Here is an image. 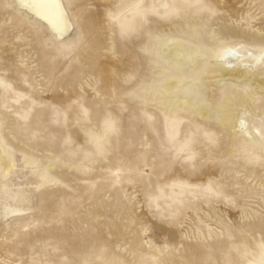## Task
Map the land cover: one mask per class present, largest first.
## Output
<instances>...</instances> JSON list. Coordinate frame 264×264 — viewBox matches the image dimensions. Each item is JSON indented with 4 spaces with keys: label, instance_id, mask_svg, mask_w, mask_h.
<instances>
[{
    "label": "rangeland",
    "instance_id": "rangeland-1",
    "mask_svg": "<svg viewBox=\"0 0 264 264\" xmlns=\"http://www.w3.org/2000/svg\"><path fill=\"white\" fill-rule=\"evenodd\" d=\"M60 1L0 0V264H264V58L173 106L163 54L262 48L264 0Z\"/></svg>",
    "mask_w": 264,
    "mask_h": 264
},
{
    "label": "bare ground",
    "instance_id": "bare-ground-1",
    "mask_svg": "<svg viewBox=\"0 0 264 264\" xmlns=\"http://www.w3.org/2000/svg\"><path fill=\"white\" fill-rule=\"evenodd\" d=\"M21 5L25 6L27 9L38 15L41 19L45 20L51 27L61 28L64 23L67 22L65 10L61 4L60 0H16ZM262 36L258 35L257 39L262 40ZM163 54L166 56V60L171 64L176 70V74L167 75L169 77L165 82V86L171 89V96L177 94L174 99L169 103L173 106L179 104L184 98H188L191 94L189 93V87L193 84V80L189 79L192 77H187L194 72H201L203 80L216 77L221 78L226 81L234 82L241 77L248 78L249 71L254 67L259 66L263 62L264 58V45L262 48L256 51H249L243 48H237V46H223L219 48L213 55L212 60H210L207 67L205 64L200 65L198 58L203 55L202 52L197 51V47L187 46L180 41H174L167 43L163 48ZM195 65L197 68L194 72L185 74L183 72L185 65ZM187 66V67H188ZM264 73V68H262ZM255 75L252 76V85H256L257 90H252L250 92L237 95L235 98L239 103H250L254 102L253 94L254 92H259L264 88V81L259 79L261 74L260 70H256ZM194 77V75H193ZM180 92H179V91ZM249 106V105H248ZM167 112V111H166ZM207 112L203 110L201 115H206ZM225 115H221V120H226ZM239 124H235L234 127H240L244 129L243 126L245 121H238Z\"/></svg>",
    "mask_w": 264,
    "mask_h": 264
}]
</instances>
